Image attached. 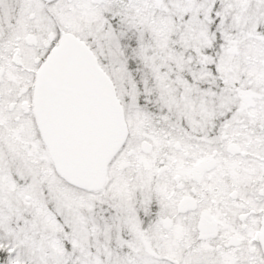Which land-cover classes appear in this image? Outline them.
Masks as SVG:
<instances>
[{
	"label": "snow or ice",
	"instance_id": "obj_1",
	"mask_svg": "<svg viewBox=\"0 0 264 264\" xmlns=\"http://www.w3.org/2000/svg\"><path fill=\"white\" fill-rule=\"evenodd\" d=\"M0 264H264V0H0Z\"/></svg>",
	"mask_w": 264,
	"mask_h": 264
}]
</instances>
